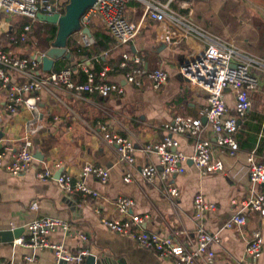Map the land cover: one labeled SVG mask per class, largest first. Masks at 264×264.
I'll list each match as a JSON object with an SVG mask.
<instances>
[{
	"label": "crops",
	"instance_id": "1",
	"mask_svg": "<svg viewBox=\"0 0 264 264\" xmlns=\"http://www.w3.org/2000/svg\"><path fill=\"white\" fill-rule=\"evenodd\" d=\"M160 1H174L177 10L187 13L188 10L182 8L181 3L186 2L195 7L196 2L200 0ZM144 10V4L141 2L133 1L129 4L127 16L134 23L142 24L140 33L129 46L111 44L110 51H104L103 56L105 60L116 63L112 64L113 66L107 64L99 74L95 73L98 81L106 79L110 83L120 84L125 89L122 95L105 98L98 93L77 94L59 88L54 89V95L51 91L42 90L38 100L40 114L36 117L25 105H20L15 114H9L6 110V93L0 85V149H18L29 140L33 154L39 150L44 156L43 161L36 160L25 173L19 175L11 174L0 167V232L22 230L13 241H0V264H54L55 256L51 250L15 244V240L27 238L28 226L38 217L66 222L70 226V232L66 233L62 228H58L51 233L49 239L53 243L62 244L74 255L84 247L89 248L90 255L84 258L85 264H88L90 256L96 259L95 264H174L172 260L161 257L157 252L142 247L136 240L112 233L102 224V220L117 216L116 200L125 196L135 202L132 209L135 214L149 216L143 226L146 231L173 238L189 248L196 243L197 220L194 200L197 194H202L206 200L216 205V210L208 212L204 219L208 231L219 235V243L213 245L216 252L214 264H235L239 259L247 260V264H264V251L262 257L256 261L249 260L246 252L252 232L264 227V220L258 213H248L249 226L244 229L225 228L226 221L239 209L232 204V200H243L250 196L252 187L245 175L244 156L230 158L221 155L215 134L209 125L205 136L213 143L215 159L225 164V172L204 176L193 162L188 160L184 165V173L173 176L167 184L158 181L151 185L140 174L141 169L148 163H157L156 155L146 154L143 151L144 146L160 142L166 136H173L178 140L179 150L188 156L193 154V138L187 133L172 132L168 126L173 125L177 118L203 120L201 114L207 104V94L180 76L181 67L203 50V41L191 36L178 43H166L165 34L172 28L171 22L166 20L160 23L144 18ZM194 16L197 23L202 22L210 28L217 27L214 26L213 18L207 19L201 11L195 13L194 10ZM17 18L18 16L0 15V48L26 57L40 54V50L32 49L31 45L21 48L8 42L7 34L15 30ZM94 24L99 25V20L95 19ZM202 28L217 35L205 26ZM31 33L29 43L34 39V35L30 38ZM163 44H166V48ZM129 52L139 55L149 70L165 68L169 74L166 85L160 90H155L148 79H144L142 87L128 84L124 70L118 65L123 55ZM65 60L71 61L60 59L55 63L53 70H56L58 63H65ZM80 61L74 65L78 68L74 80L84 83L86 75L81 66L92 68L93 64L88 58L82 57ZM109 67L113 70L102 78L101 72ZM41 72L45 73L42 69ZM261 81L260 89L252 96L253 104L256 95H264V79L261 78ZM226 93L233 108V94L229 91ZM259 103L263 105L260 110H253L252 105L248 115L251 120L254 119L252 112L259 113L264 118V97ZM30 122L34 124L30 126ZM101 124H107L111 130L130 137L135 144L137 163L131 184L125 181V170L118 163L117 147L107 145L101 138ZM30 128L36 131L31 133ZM253 134L250 131L247 135ZM263 138L262 130L258 134L255 147L261 156L264 155V150L261 153L259 145ZM241 150V154L249 152L246 148ZM58 164L60 167L56 168ZM86 164L109 170V179L107 183H102L94 176L85 177L86 185L101 194L99 200L87 203L85 208L80 207L84 203L80 195L65 193L55 180L43 182L37 178V172L45 166L55 167V179L61 171L62 174L78 178ZM170 185L180 188L178 198L170 200L166 193ZM32 202L38 203L37 211L31 210ZM83 235L88 238L87 243L82 240ZM198 264H206V261L200 259Z\"/></svg>",
	"mask_w": 264,
	"mask_h": 264
},
{
	"label": "built area",
	"instance_id": "2",
	"mask_svg": "<svg viewBox=\"0 0 264 264\" xmlns=\"http://www.w3.org/2000/svg\"><path fill=\"white\" fill-rule=\"evenodd\" d=\"M133 1L144 4V18L160 23L166 20L171 22L172 28L170 27L165 34L166 43H178L191 36L203 41V50L192 61L184 64L180 72L190 80V84L207 94V104L201 114L203 118H207L206 124L202 119L177 118L173 125L168 126L172 132L187 133L193 138V154L188 156L179 150V142L173 136H166L160 142L147 144L143 151L146 154H155L157 163L151 162L143 167L140 171L142 178L151 185L158 181L167 184L173 176L184 173V165L188 160H191L204 176L225 172V164L215 159L213 143L205 136L209 125L215 134L221 155L224 154L230 158L244 156L245 175L252 187L250 196L243 200H232V204L239 209L226 221L225 228L228 230L246 228L249 226V212L258 213L264 220V155L261 156L257 148L241 154L242 150L237 139V134L252 108V96L262 84L257 71L260 69L264 71V57L256 56L200 27L193 19L194 7L186 2L181 3V7L187 9L188 12L182 13L180 10L173 9L171 2L163 3L160 0H97L96 4L83 16L82 24L89 27L95 19H98L110 32L116 46H129L139 35L142 26V24L134 23L127 16L128 6ZM67 3L68 0H0V15L25 16L36 22L39 13L63 14ZM31 32L32 26H25L21 41H26ZM79 34L83 45L89 47L95 44L93 36L82 32ZM81 68L86 75L84 83L74 80L77 68L76 71L66 68L42 73L41 63L31 57L21 58L0 48V85L6 93V110L9 114H15L20 105H25L37 117L40 114L38 100L42 90L51 91L55 95L54 89L59 88L77 94L98 93L105 98L122 95L125 92V89L118 83H110L106 79L98 81L91 67L82 65ZM119 68L124 70L126 82L135 87H142L144 79H148L155 90H160L169 79L165 68L149 70L139 55L130 52L123 55ZM112 70L111 67L105 68L101 72V77L105 78ZM227 91L233 94L235 100L233 108L228 102ZM0 120H2L1 114ZM29 124L32 126L34 123ZM99 130L101 138L107 145L117 147L118 163L125 170V181L131 184L133 170L137 163L135 144L130 137L111 130L107 124H101ZM35 131L30 128L31 133ZM35 161L29 140H26L18 149L11 147L0 149V167L11 174L25 173ZM55 167L59 168L60 165ZM55 167H42V170L37 172V178L43 182L55 180L65 193L72 196L80 195L84 202L81 208L101 198L100 192L87 186L84 179L91 175L102 183H107L109 170L101 166L86 164L78 178L62 174L55 179ZM166 193L171 200L178 198L181 191L178 186L170 185ZM134 205L133 199L120 196L116 200L117 216L103 219L102 224L112 233L128 236L142 247L172 260L174 264H198L200 259H204L206 264H214L216 252L213 245L219 243V235L211 234L204 225L205 215L216 210L213 202L206 200L202 194L196 195L194 200L197 220L196 243L189 248L173 238L146 231L143 226L149 216L135 214L132 211ZM31 210H38L37 202H32ZM58 228H62L66 233L70 232V226L66 222L38 217L28 226L27 238L17 239L15 244L51 250L55 256L54 264H85L84 258L90 255L89 248L84 247L77 255H74L62 244L50 241L49 236ZM81 237L84 243L88 242L86 236ZM263 251L264 227H260L252 232L246 252L249 260L256 261L262 257ZM235 264H247V260L239 259Z\"/></svg>",
	"mask_w": 264,
	"mask_h": 264
},
{
	"label": "trees",
	"instance_id": "3",
	"mask_svg": "<svg viewBox=\"0 0 264 264\" xmlns=\"http://www.w3.org/2000/svg\"><path fill=\"white\" fill-rule=\"evenodd\" d=\"M174 4H175L174 1L171 2L172 8L174 7ZM176 8L177 7L175 6L173 9L176 10ZM194 18H195V16L193 17V19ZM27 25L32 26V33H31L32 35L30 36V38L34 35V39L31 40L32 42L29 43V41H28V46L31 45L32 49L36 48V49L40 50V52H39L40 54L47 52L50 49L52 42L56 38L57 26L54 24L40 22L39 20H37L36 22H33L31 19H29L25 16H18V18L15 20V27L16 28H15V30H12V32H8V34H7L8 42L12 43L14 45L21 43V35L23 33L24 27ZM89 27L91 29L92 36L95 39V44L92 46H89V47L85 46L83 44H80L79 41H76L73 39L75 35L72 36L69 39L68 48H69L71 54L73 55V57L74 58L76 57V61H74V59H73L71 61L65 60L64 61L65 63H63V64L58 63L56 68H55L56 70H53V71H60V70L66 69V68L75 69V71H76L77 67L74 65L78 64V62L80 61V59H82V57L88 58L92 61L93 65H92L91 69L94 73H97V74H99L100 71L107 64H111L110 66H113L112 64L116 63L114 61L105 60V56H103L104 51H110L111 46H112L111 44H115V40L111 36L110 32L101 24L95 26L94 22ZM5 38H6V36H5ZM27 40H29V36L26 39V41ZM15 41H17L18 43ZM259 45H264V39L262 40V43ZM4 50L9 51L7 49H4ZM260 50L264 52V46H263V49L260 48ZM19 57L25 58L26 56L20 55ZM262 57H264V56H262ZM64 64H66V65H64ZM115 69H116V67H115ZM77 71H78V68H77ZM45 73H47V72H45ZM257 74L262 79H264V71L263 70H261V69L258 70ZM251 114L254 116V119H256V120H254V119L251 120L249 118V116H247L248 118L242 124V126L238 132V136H237L240 148H246V149H249V151L254 150V148L257 145L258 134L261 133L262 130L264 131V127L262 128L263 123H264V118H262L263 116H261L259 113H253L252 112ZM248 115H249V113H248ZM250 131H252L254 134L253 135H247ZM245 135H247V136H245ZM259 146H260L259 151L262 153V151L264 150V138L261 141Z\"/></svg>",
	"mask_w": 264,
	"mask_h": 264
},
{
	"label": "rangeland",
	"instance_id": "4",
	"mask_svg": "<svg viewBox=\"0 0 264 264\" xmlns=\"http://www.w3.org/2000/svg\"><path fill=\"white\" fill-rule=\"evenodd\" d=\"M194 8L195 13L201 11L207 19L212 17L215 22L214 26H217L210 28L199 22L197 24L200 27L205 26L211 29L218 36L250 51L256 56H264V52L260 50V48L263 49L264 45H259L264 39L263 0H200L198 3L196 2ZM99 23L101 24L100 21ZM73 39L83 44L80 35H75ZM28 41L17 42V45L24 48L25 45H28ZM12 54L20 56L13 51ZM262 97L264 95H260V97L259 94L256 95L254 104L252 98L253 110L262 109L263 105L259 103Z\"/></svg>",
	"mask_w": 264,
	"mask_h": 264
},
{
	"label": "water",
	"instance_id": "5",
	"mask_svg": "<svg viewBox=\"0 0 264 264\" xmlns=\"http://www.w3.org/2000/svg\"><path fill=\"white\" fill-rule=\"evenodd\" d=\"M96 2L97 0H68L63 14L57 13L46 15L39 13L37 15L39 21L57 26L56 38L52 42L50 49L43 54H34L31 56L33 60L41 63V69L43 72H52L55 67V63L60 59H74L68 48L69 39L72 36L79 32L92 36L91 29L82 24V18L86 12L96 4ZM163 47L166 48V44H163ZM180 76L187 83H191L182 72H180ZM203 122L206 124L207 118H203ZM33 155L37 161L44 160V156L39 150H36ZM61 175L62 171L58 177ZM21 232V229L14 231H1L0 241H13L14 238L20 235ZM95 262L96 259L93 256L88 257V264H95Z\"/></svg>",
	"mask_w": 264,
	"mask_h": 264
}]
</instances>
